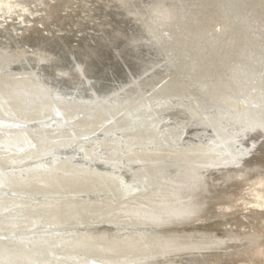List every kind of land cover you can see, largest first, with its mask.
Returning a JSON list of instances; mask_svg holds the SVG:
<instances>
[{
    "label": "bare ground",
    "instance_id": "6f19581e",
    "mask_svg": "<svg viewBox=\"0 0 264 264\" xmlns=\"http://www.w3.org/2000/svg\"><path fill=\"white\" fill-rule=\"evenodd\" d=\"M85 1L69 60L0 44V264H264L260 217L219 206L264 181V0ZM101 53L139 74L98 82Z\"/></svg>",
    "mask_w": 264,
    "mask_h": 264
},
{
    "label": "rangeland",
    "instance_id": "374dc122",
    "mask_svg": "<svg viewBox=\"0 0 264 264\" xmlns=\"http://www.w3.org/2000/svg\"><path fill=\"white\" fill-rule=\"evenodd\" d=\"M58 2H59V4H58ZM46 3H48V4H46ZM91 3H92V1H85V0H71L67 4H64L63 1L61 3L60 0H35V1L0 0V44L3 45L5 43L3 46L9 45L8 47H10V48H14L17 45L20 48H26L28 46V48H26V49H28V51L34 50L35 47H37V45H38V43H37L38 38L35 36L34 42H32L33 40L31 41V38H32L31 37L32 36L31 35L32 34L31 28L35 27L36 30L40 34L44 35L43 39L46 41H49L50 39L54 40V38H56L57 40H61V37H67L66 35L69 34L68 36H70V37L67 39V41H65V42L61 41L62 42L61 46L66 47V49H63L62 52H70V55H72L71 52L73 50L75 51L76 48L77 49H79V48L86 49L85 46L82 47V46L78 45L79 42L84 41V40H82V38L83 39L86 38L87 42H90V44L92 45L91 46L89 44L90 45L89 47H93V39L96 38V31L94 28H92V24H87L88 25L87 28H85L83 26L78 27L76 25V20H81L82 17L83 18L85 17L84 15L83 16H81V15L86 14L88 12L87 9L90 11L92 10L91 8H92L93 3L92 4ZM48 5L51 8H53V7L58 8L59 7L56 17H53L52 19L47 18V16L48 17L51 16L50 15L51 14V12H50L51 8ZM47 9H50V11ZM47 12H49V13H47ZM82 22L85 23L84 19H82ZM45 38H47V39H45ZM15 40H16V42H15ZM12 41L14 43H12ZM8 42H11V43H8ZM67 47H68V49H67ZM69 48L72 50L69 51ZM99 57L101 58V60ZM115 61H119V59L118 58L116 59L114 57H108L107 58L104 54L101 53L98 56V59H95V61L92 62L93 63V70H94L93 75L97 76V78L99 79L98 82L104 81V79H106V82H107V84H109V87L110 86H117L121 83H122V85H124V83H125L124 81L127 79V74H129L131 76V78H132L133 74L137 75L138 71H136V70H138V68L136 69V67H135L134 69L129 70V69H127V67H125L122 64L124 67L120 69L119 67H117V63ZM111 70H113V71H111ZM120 72H121V74H120ZM122 72L125 73V75H122L123 74ZM119 74H120V76H119ZM138 74H139V72H138ZM19 75H21V74H19ZM112 76H113V78H112ZM23 77L27 78V74H22V78ZM91 83H93V82H91ZM106 91H107L106 88L102 89V88H98V87H95L94 85H92L91 92H93L94 94H97L98 96H105V94H103V93ZM109 98H107V99L110 100ZM155 104H157V103L154 102L152 105H155ZM190 118H191V116H190ZM190 125H193L192 118L189 121L185 120L183 122V125L178 127V131H180V133H182V132L186 133V130L187 131L191 130L192 127ZM34 127H35L34 129H41V130H48L49 127L51 128V126L47 125L45 122L39 124V126H34ZM189 134L191 135V131L187 132L188 137H189ZM115 142H117V141H115ZM72 149H73V146H72ZM71 152H72V150H71ZM70 153H63L62 156L63 155L70 156L71 155ZM49 155H50V157H47ZM49 155L46 154V155H44L45 157L44 156H42V157L40 156V158L37 157V159H39V160H37L35 158L36 160L33 159V160L25 162L21 165L19 164L20 166L16 165L13 168L17 167L16 170L19 169V172H21L22 170H20V169H23L26 166H29L30 164H32L36 161H40V160H47L48 161L50 159L53 160V157H55V156L53 154H49ZM149 166H151V165H149ZM10 168L11 167H8L7 169H10ZM150 169H149V171H150ZM152 171L153 170H151L150 171L151 173H149V174H150V176L153 177V179H156L157 178L156 172H153L155 174H152ZM260 172L264 173V171H260ZM256 173H258V172L252 173L251 175H247V176H236L233 179L235 181L234 182L232 181L230 184V187H229L230 193L228 194L229 196L228 195L226 196V200H227L225 202L226 205H225V203H223L222 205H219V206H224L223 208L227 213H229L230 215L232 214L234 216H238L240 218V220L243 222L251 223L253 221V217L255 215H258L260 217L259 222L264 226V194H263L264 181L262 179H260V177H257L255 175ZM146 178H147V176H146ZM141 181L142 182H139V184H143V182H145V183L147 182L145 180H141ZM9 194L12 196V194L10 192H9ZM22 197L24 198L25 196H22ZM27 197H29V196H27ZM36 199H38V201L39 200L44 201L45 197L41 196L39 198H35L34 200H36ZM15 207L16 206L13 204H12V206H11V204H8V206L6 207L5 205L3 206L0 203V208L2 209L1 211L18 210L17 209L18 207H16V208ZM201 233L205 234L204 232H201ZM262 256L264 258V247L262 248ZM247 264H254V262H250Z\"/></svg>",
    "mask_w": 264,
    "mask_h": 264
},
{
    "label": "water",
    "instance_id": "95a60500",
    "mask_svg": "<svg viewBox=\"0 0 264 264\" xmlns=\"http://www.w3.org/2000/svg\"><path fill=\"white\" fill-rule=\"evenodd\" d=\"M54 40L57 41L56 38H54ZM54 40L51 39V40H49L48 42H50V43L52 42L54 46H55V45H58V46L61 45V44H59L58 42H55ZM62 49H66V47H62ZM67 49H68V47H67ZM69 50H72V49L69 48ZM76 51L81 52V50H78V49H76ZM57 53H60V55L62 56V58H65L66 60H69L68 54H66V53H64V52H62V51H59V50L57 51ZM99 58H100V57H99ZM128 59L130 60V58H128ZM115 62L117 63V67H119L120 69L124 67V66L121 64L120 61H115ZM125 70H126V69H125ZM122 73H123V72H122ZM122 75H125V73H123ZM259 168H261V169H258V170L264 171V164H263L262 167L260 166ZM255 172H257V171H256V170L248 171V172H246V174H245L244 176L251 175L252 173H255Z\"/></svg>",
    "mask_w": 264,
    "mask_h": 264
}]
</instances>
